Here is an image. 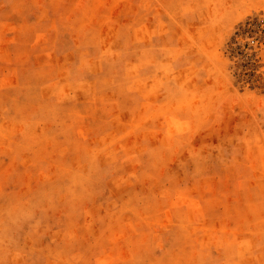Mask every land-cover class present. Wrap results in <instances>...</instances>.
<instances>
[{
    "label": "rangeland",
    "instance_id": "obj_1",
    "mask_svg": "<svg viewBox=\"0 0 264 264\" xmlns=\"http://www.w3.org/2000/svg\"><path fill=\"white\" fill-rule=\"evenodd\" d=\"M0 264H264V0H0Z\"/></svg>",
    "mask_w": 264,
    "mask_h": 264
}]
</instances>
